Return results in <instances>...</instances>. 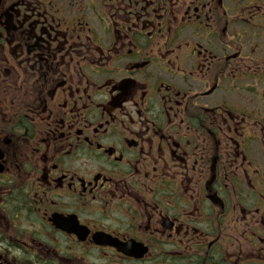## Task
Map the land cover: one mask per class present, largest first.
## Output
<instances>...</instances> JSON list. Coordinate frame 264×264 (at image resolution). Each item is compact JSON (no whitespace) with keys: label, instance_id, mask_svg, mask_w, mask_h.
<instances>
[{"label":"flooded vegetation","instance_id":"obj_1","mask_svg":"<svg viewBox=\"0 0 264 264\" xmlns=\"http://www.w3.org/2000/svg\"><path fill=\"white\" fill-rule=\"evenodd\" d=\"M0 264H264V0H0Z\"/></svg>","mask_w":264,"mask_h":264}]
</instances>
